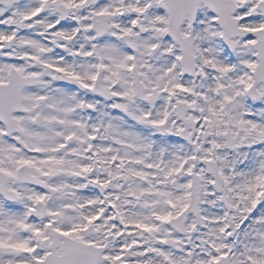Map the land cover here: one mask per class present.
Segmentation results:
<instances>
[{
    "label": "snow or ice",
    "instance_id": "1",
    "mask_svg": "<svg viewBox=\"0 0 264 264\" xmlns=\"http://www.w3.org/2000/svg\"><path fill=\"white\" fill-rule=\"evenodd\" d=\"M0 264H264V0H0Z\"/></svg>",
    "mask_w": 264,
    "mask_h": 264
}]
</instances>
